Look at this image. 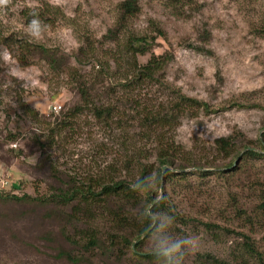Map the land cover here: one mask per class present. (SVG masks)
Listing matches in <instances>:
<instances>
[{"label": "rangeland", "instance_id": "374dc122", "mask_svg": "<svg viewBox=\"0 0 264 264\" xmlns=\"http://www.w3.org/2000/svg\"><path fill=\"white\" fill-rule=\"evenodd\" d=\"M123 1L8 0L0 7V264H206L201 257L234 264L245 241L241 234L264 253L259 208L264 203V0H184V7L139 0L138 15L119 36L123 41L132 32L150 40L158 37L156 25L164 36L138 61L171 57L160 78L169 87L146 80L122 89L126 96L153 105L174 98L176 89L208 105L184 118L175 132L182 158L203 171L171 169L157 186L156 160L142 162L149 167L153 196L165 198L179 216L156 215L159 223L140 242L136 227L141 222L134 221L138 208L130 220L136 227L120 229L100 205L92 208L95 218L77 221L70 217L71 206L43 201L74 181L129 177L124 162L133 141L123 139L116 123L99 121L85 110L67 127L56 126L80 101L75 70L92 79L96 62L83 57L80 48L91 43L102 62L116 48L109 31L117 26ZM32 21L38 37L31 34ZM26 43L41 44L54 56L36 49L22 64ZM222 137L237 143L233 155L219 153L215 142ZM249 149L260 155L252 158ZM90 231L96 236L93 246ZM122 236L129 242L124 244ZM177 242L179 250L171 257H147L161 256ZM69 253L79 262L69 261Z\"/></svg>", "mask_w": 264, "mask_h": 264}, {"label": "trees", "instance_id": "16d2710c", "mask_svg": "<svg viewBox=\"0 0 264 264\" xmlns=\"http://www.w3.org/2000/svg\"><path fill=\"white\" fill-rule=\"evenodd\" d=\"M168 1L172 6L177 4L185 6L184 0ZM139 11V0H124L119 5L117 26L109 31L110 36L115 40L116 48L110 50L111 56L106 62H102L97 57L96 50L91 43L80 48L79 52L83 57H87L90 62H96L90 77L92 79L88 78L90 74H82L75 70V74L79 75L76 79L75 88L80 101L63 115L64 122L56 125L57 128L67 127V125L72 124L73 119L85 110H91L94 118L99 121L116 123V127L124 132L123 139L128 142L133 141L132 149L127 150L124 162L129 177L116 181L115 178L106 179L105 176L100 175L97 178H89L88 184L84 182L80 184L78 181H74L68 190H60V193L53 194L43 201L54 203L60 207L71 206L70 217L77 221H84L88 217L95 218L97 215L92 208L95 205H100L112 217V223L115 227L120 229L136 227L131 225L130 220L133 219L131 217L132 210L138 208L140 211L139 218L134 221L139 220L141 222L136 227L137 239L141 242L142 237L151 234L153 223L155 221L159 223V218L155 217L156 215L167 213L173 218L179 216L172 211L165 198L158 200L157 196H153L154 188L148 179L149 167L146 165L147 163L142 162H148L153 158L156 160L157 163H155L160 169L155 178L157 186H161L166 178L172 175L171 169H179L184 172L186 168L197 167L199 168L197 169L198 172L203 171L202 167L193 163L190 158H182L184 152L181 145L175 140V132L184 118L197 116L200 109L207 110L208 105L176 89H173L174 98L161 100L158 104L153 105H148L147 102L143 101V98L137 95L132 97L123 93L122 89L127 90L130 86L146 80L162 84L163 81L160 78L164 79L165 68L171 60L170 56L153 55L146 64H140L138 61V55L147 54L152 49L156 39L159 36H164L163 31L156 25L154 30L158 37L150 38L151 41L147 36H138L132 32L123 41L120 40L119 36L124 31L123 27L129 20L135 18ZM31 13L32 15L28 16L30 22L37 10L35 9ZM2 40H4L3 32L0 28V43ZM36 49L48 54L51 53L54 56L52 52L47 51L48 48L41 44L26 43L21 47V50L27 51L25 52L26 55L19 56L21 57L19 61L22 64H28L26 57L33 56L32 54ZM80 61L81 59L77 58V62L81 63ZM112 78L114 82H112ZM164 84L169 87L165 81ZM32 112L36 111L33 110ZM50 130L52 133L56 132L55 128ZM129 132H132L131 135L135 136L136 141L145 140L144 145L142 142L134 141L133 137L129 138ZM260 142L263 140L260 139ZM215 144L219 153L224 157L233 155L237 147V143L233 139L225 137L217 139ZM124 146L126 147V144ZM246 154L254 158L259 156L260 152L249 149ZM140 161L141 163L137 164ZM231 164L229 163V166ZM166 167L165 171L163 168ZM115 169L114 167L113 170ZM0 196H2L1 193ZM18 199L21 200V198ZM149 207L150 209H148ZM259 208L261 212H264V203ZM80 231L86 233L88 230ZM241 236L245 241L243 248L234 256V264H264V253L257 248L248 235L241 234ZM90 237L93 246L96 243L94 231H90ZM109 238L111 244L116 242V235L112 234ZM121 238H123L124 244L129 242L127 238L123 236ZM155 254H150L147 257H166L164 254L161 256ZM65 256L71 262H79V259L71 253ZM201 258L206 264H229L216 258Z\"/></svg>", "mask_w": 264, "mask_h": 264}, {"label": "clouds", "instance_id": "9594fccd", "mask_svg": "<svg viewBox=\"0 0 264 264\" xmlns=\"http://www.w3.org/2000/svg\"><path fill=\"white\" fill-rule=\"evenodd\" d=\"M7 3H8V0H0V7H3L5 5H7ZM30 31H31V34L33 36H37V37L39 36V28H38V25H37V22L36 21H32V23L30 25ZM5 58H8L7 55L5 56ZM180 243L181 242H177L171 248H164V249H162L163 254L166 257H171V255L173 253H175V252H177L179 250Z\"/></svg>", "mask_w": 264, "mask_h": 264}, {"label": "built area", "instance_id": "2783aa9c", "mask_svg": "<svg viewBox=\"0 0 264 264\" xmlns=\"http://www.w3.org/2000/svg\"><path fill=\"white\" fill-rule=\"evenodd\" d=\"M59 108H60V107H59ZM54 110L57 111V110H58L57 107H55Z\"/></svg>", "mask_w": 264, "mask_h": 264}]
</instances>
